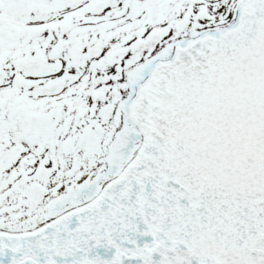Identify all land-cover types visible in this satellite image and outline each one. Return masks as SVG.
<instances>
[{
    "label": "snow or ice",
    "instance_id": "obj_1",
    "mask_svg": "<svg viewBox=\"0 0 264 264\" xmlns=\"http://www.w3.org/2000/svg\"><path fill=\"white\" fill-rule=\"evenodd\" d=\"M0 264H264V0H0Z\"/></svg>",
    "mask_w": 264,
    "mask_h": 264
}]
</instances>
